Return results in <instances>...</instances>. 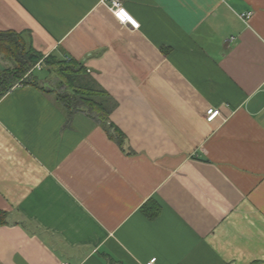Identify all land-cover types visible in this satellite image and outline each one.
Returning <instances> with one entry per match:
<instances>
[{"label": "crops", "instance_id": "crops-1", "mask_svg": "<svg viewBox=\"0 0 264 264\" xmlns=\"http://www.w3.org/2000/svg\"><path fill=\"white\" fill-rule=\"evenodd\" d=\"M111 1L0 0V30L78 62L125 135L42 86L1 97L0 264H264V0H121L138 29Z\"/></svg>", "mask_w": 264, "mask_h": 264}, {"label": "trees", "instance_id": "trees-1", "mask_svg": "<svg viewBox=\"0 0 264 264\" xmlns=\"http://www.w3.org/2000/svg\"><path fill=\"white\" fill-rule=\"evenodd\" d=\"M0 53L14 63V66L0 71V99L18 83L42 86L46 92L56 93L57 100L69 113L86 112L104 124L110 136L122 144L125 135L111 121V114L116 108L115 100L91 77H85V69L78 62L60 59L54 54L45 56L34 49L22 33L14 30H0ZM38 63H42L48 71L56 70L60 75L50 79L53 86L44 87L34 74ZM155 202L149 200L142 206L150 218L160 212V206ZM7 216V212L0 210V224L7 222Z\"/></svg>", "mask_w": 264, "mask_h": 264}, {"label": "built area", "instance_id": "built-area-1", "mask_svg": "<svg viewBox=\"0 0 264 264\" xmlns=\"http://www.w3.org/2000/svg\"><path fill=\"white\" fill-rule=\"evenodd\" d=\"M112 11L116 19L125 25H129L133 29H138L140 27V22L126 9V7L123 5L121 0H112ZM251 12H244L241 14V17L243 19H248L251 16ZM37 67L40 69L42 68V65L38 63ZM221 115V111L219 108L211 107L207 110V120L213 121L215 118ZM154 261L150 260L146 264H153ZM63 264H69L68 262H65Z\"/></svg>", "mask_w": 264, "mask_h": 264}, {"label": "rangeland", "instance_id": "rangeland-1", "mask_svg": "<svg viewBox=\"0 0 264 264\" xmlns=\"http://www.w3.org/2000/svg\"><path fill=\"white\" fill-rule=\"evenodd\" d=\"M0 65H1L2 68H4V67H7V66H14V63L9 61L8 59H6V57H4V54L0 53ZM34 74L37 77L43 79L44 77H46L49 74V72H48V70H38V69H36L34 71Z\"/></svg>", "mask_w": 264, "mask_h": 264}]
</instances>
